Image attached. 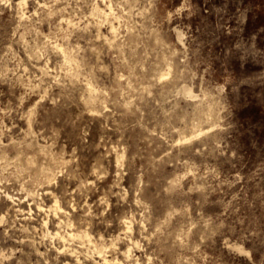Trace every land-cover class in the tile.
Masks as SVG:
<instances>
[{
	"label": "rangeland",
	"instance_id": "obj_1",
	"mask_svg": "<svg viewBox=\"0 0 264 264\" xmlns=\"http://www.w3.org/2000/svg\"><path fill=\"white\" fill-rule=\"evenodd\" d=\"M75 226L111 264H264V0H0V264H105Z\"/></svg>",
	"mask_w": 264,
	"mask_h": 264
},
{
	"label": "bare ground",
	"instance_id": "obj_2",
	"mask_svg": "<svg viewBox=\"0 0 264 264\" xmlns=\"http://www.w3.org/2000/svg\"><path fill=\"white\" fill-rule=\"evenodd\" d=\"M98 4V3H97ZM100 4V3H99ZM108 5H110V4H108ZM108 5H106V6H108ZM96 7V6H95ZM109 8L110 9H107V8H105V5H104V7L103 6H101V5H97V12H99L100 14H101V16H103L105 19L104 20H107V18L108 19H110L108 16L111 14H113V12L111 13V9H112V7H111V5L109 6ZM95 9H94V11H95ZM97 14V13H96ZM24 16H26V15H24ZM112 16H114V14L112 15ZM99 17V16H98ZM103 17H101V18H103ZM20 18H22V17H20ZM24 18V17H23ZM70 21V20H69ZM100 22H102L101 21V19L99 20ZM108 21V20H107ZM71 22V21H70ZM112 21H110V23H111ZM109 27H111V31H113V32H115L116 31V24H113L112 23V26H109ZM100 29V28H99ZM116 33V32H115ZM114 34V33H113ZM108 38V37H107ZM113 38V37H112ZM109 41H111L110 39H109ZM54 44V43H53ZM58 44V43H57ZM58 46V48L60 47L61 48V50L64 52L63 53V55H65L64 56V58H66L67 60H69L68 61V63L70 62V60H72V56L67 52V50L64 48V47H62V45H60V44H58L57 45ZM54 47H55V45L53 46V49H54ZM61 50H60V52H61ZM58 51V50H57ZM61 55H62V53H61ZM74 56V55H73ZM64 58H63V61H64ZM65 62H67V61H65ZM72 64V63H71ZM73 65V64H72ZM75 65V64H74ZM73 65V66H74ZM46 66V65H45ZM44 66V67H45ZM73 66H71V67H73ZM41 67H43L42 65H41ZM43 67V68H44ZM50 67V66H49ZM41 69V68H40ZM45 69H46V67H45ZM44 70V69H43ZM44 72H45V70H44ZM164 76V75H163ZM90 82V81H89ZM91 83V82H90ZM89 83V86L90 85H93V84H90ZM87 87H88V85H87ZM94 87V86H93ZM93 87L91 86L90 88H91V91L93 92ZM95 89V88H94ZM95 91H96V89H95ZM184 91L185 92H187V93H189L190 95L191 94H193L192 93V91L187 87V86H185L184 87ZM91 92V93H92ZM95 95V94H94ZM96 97V96H95ZM92 98V97H91ZM94 98V97H93ZM98 99V98H97ZM96 99V100H97ZM92 100V99H91ZM205 107V106H204ZM212 111H213V108H210L209 110H208V114H212ZM206 113V114H207ZM32 159V158H31ZM57 164V163H56ZM58 165V164H57ZM51 166V165H50ZM49 166V167H50ZM54 166V165H53ZM53 166H51L52 168H53ZM48 167V166H47ZM54 169V168H53ZM41 172V171H40ZM43 172L46 174L45 176H52L54 173H53V170L51 169V168H45V169H43ZM41 174H43L42 172H41ZM43 176V175H42ZM53 176H55V175H53ZM52 176V177H53ZM44 177V176H43ZM47 178H49V177H47ZM46 179V178H45ZM48 180V179H47ZM46 180V181H47ZM50 180V179H49ZM7 195H8V197H10L11 198V200H13V201H15V198H14V195H12V194H10V193H7ZM41 206V205H40ZM20 210H22V208H20ZM50 210H53L54 212H55V214H56V216H59V214L61 213V212H63L64 211V207L61 205V203L59 202V200L58 199H56V201H55V203L53 204V205H51L50 206ZM66 213V212H65ZM69 213V212H68ZM65 215V214H64ZM68 215V214H67ZM70 218V217H69ZM58 219H60V220H58V223H59V225L63 222V220L64 219H62V217L61 216H59L58 217ZM68 219V218H67ZM66 220V219H65ZM64 220V221H65ZM126 221V225H127V228H129L130 227V221H128V220H125ZM48 222H49V219H45L44 220V224L45 225H47L48 224ZM68 222H69V224L73 227V225H74V223H73V221L70 219H68ZM65 224V223H64ZM67 224V223H66ZM58 225V226H59ZM61 226V225H60ZM63 226H65V225H63ZM77 226V225H76ZM76 226H75V228H76ZM69 227V226H68ZM63 228V227H62ZM66 228H67V226H66ZM71 228V227H70ZM75 228H72L70 231H68L66 234H63L62 233V231L60 230V229H57V231L54 233L56 236H58V237H60V238H62L63 240H64V243H63V245L60 247V249H62L63 251H69L70 253H71V255H74V256H76V258H77V260L79 261V262H82V259H81V255H80V250L78 249V248H75V247H71L72 245H68L67 244V242L66 241H68L69 239H82L83 241L84 240H87V241H93L92 240V238H90V233L88 232L89 231V229H88V231H86L85 229L84 230H78L77 228L75 229ZM69 229V228H68ZM65 230H67V229H65ZM92 235V234H91ZM68 239V240H67ZM77 239V240H78ZM81 240V241H82ZM96 240V239H95ZM72 241H74V240H72ZM89 241V242H90ZM70 242V241H69ZM94 242V241H93ZM98 242V241H97ZM115 242V241H114ZM114 242H112L113 244H114ZM70 243H72V242H70ZM95 243V242H94ZM116 243V242H115ZM77 244H79V243H77ZM84 243H82V245H83ZM86 244V243H85ZM89 244H92V243H89ZM75 245V244H74ZM101 245V244H100ZM99 245V246H100ZM104 246H105V243L103 244ZM81 246V245H80ZM85 246V245H84ZM86 246H88V245H86ZM91 246V245H90ZM92 246H93V250L89 247L88 248V250L91 252V258H93L94 259V261L96 262V263H98V261L99 260H97L96 259V256H95V254L96 253H99V256L100 257H102L103 259H104V263L105 264H111L112 263V259L111 258H109L108 256H107V254L106 253H104V251L105 252H107L106 251V249L105 250H103V249H101V247H99L98 246V244H92ZM102 246V245H101ZM107 246V245H106ZM58 247V246H57ZM79 247V246H78ZM121 248V247H120ZM84 251H85V249H84ZM131 251H132V248L131 247H129L128 249H123V252L125 253V254H131ZM120 252H121V250H120ZM88 253V252H87ZM122 253V252H121ZM85 257V256H84ZM90 257V256H89ZM98 258V257H97ZM114 258V257H113ZM102 259V260H103ZM114 260L117 262V263H119V264H122V260H120L119 259V257L117 256H115V258H114ZM101 261V260H100ZM94 263V262H93Z\"/></svg>",
	"mask_w": 264,
	"mask_h": 264
}]
</instances>
